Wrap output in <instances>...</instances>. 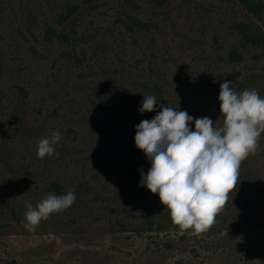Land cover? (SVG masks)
Returning <instances> with one entry per match:
<instances>
[{
  "label": "rangeland",
  "instance_id": "374dc122",
  "mask_svg": "<svg viewBox=\"0 0 264 264\" xmlns=\"http://www.w3.org/2000/svg\"><path fill=\"white\" fill-rule=\"evenodd\" d=\"M224 80L264 97V0H0V264H264V132L199 235L138 183L142 94L218 127ZM57 187L75 202L27 230Z\"/></svg>",
  "mask_w": 264,
  "mask_h": 264
},
{
  "label": "clouds",
  "instance_id": "9594fccd",
  "mask_svg": "<svg viewBox=\"0 0 264 264\" xmlns=\"http://www.w3.org/2000/svg\"><path fill=\"white\" fill-rule=\"evenodd\" d=\"M234 83L219 85L221 126L208 116L193 118L178 107L165 106L154 95H143L138 111L156 114L134 125L135 147L150 162L147 172L140 170L139 185L158 195L171 221L181 229L199 235L214 224L238 182L241 162L257 150L258 137L264 132V97L255 89L236 92ZM61 133L37 143L38 158L55 155ZM72 190L64 195L49 194L35 207L25 204L24 227H35L52 213L75 202Z\"/></svg>",
  "mask_w": 264,
  "mask_h": 264
},
{
  "label": "trees",
  "instance_id": "16d2710c",
  "mask_svg": "<svg viewBox=\"0 0 264 264\" xmlns=\"http://www.w3.org/2000/svg\"><path fill=\"white\" fill-rule=\"evenodd\" d=\"M157 2H158V4L160 5V4H163L165 1H167V0H156ZM74 11V8H70L69 9V12L66 14V15H64L63 17H62V21H64L65 19H66V17H68V15H70L72 12ZM135 23H137V24H140L138 21H136L135 20ZM46 37H47V39L49 40V41H51L53 38H55V37H57V38H59V39H64V40H67L68 39V35L66 34V32L65 31H62V32H57L55 29H53V28H48V30H47V32H46ZM243 37L246 39V41L248 42V43H253V44H255V43H259V42H261L262 41V39L261 38H259L258 36H254V35H246V34H244L243 35ZM233 54H236V52H233ZM126 154H129V155H131V152L130 151H127L126 152ZM56 191H57V193L59 194V195H63V190L61 189V188H59V187H57L56 188Z\"/></svg>",
  "mask_w": 264,
  "mask_h": 264
}]
</instances>
